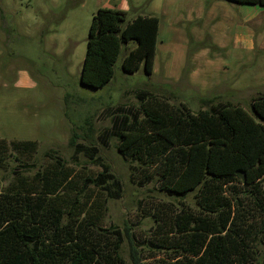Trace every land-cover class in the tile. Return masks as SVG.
<instances>
[{
    "label": "rangeland",
    "instance_id": "1",
    "mask_svg": "<svg viewBox=\"0 0 264 264\" xmlns=\"http://www.w3.org/2000/svg\"><path fill=\"white\" fill-rule=\"evenodd\" d=\"M102 8L124 11V26L138 16L160 19L153 74L144 65L134 74L122 70L124 57L137 46L132 41L122 47L110 84L81 85L90 26ZM0 9V140L39 146L32 155L9 148L0 156V195L19 176L30 180L55 158L79 178H93L107 167L120 181L119 198L107 199L106 211L92 219L86 234L111 254L119 231L123 264H194L182 250L187 237L178 227L189 215L205 217L198 192L169 196L158 177L146 180L137 162L119 154L118 138L104 146L99 135L111 127L113 110H140L143 93L193 114L227 103L251 112L253 100L264 93V11L248 20L246 9L225 0H0ZM247 29L255 33V51L235 48V36ZM73 135L89 151H76ZM97 191L79 186L72 199L78 193L81 203ZM67 212L64 224L72 218ZM255 249L252 264H262L264 238Z\"/></svg>",
    "mask_w": 264,
    "mask_h": 264
},
{
    "label": "trees",
    "instance_id": "2",
    "mask_svg": "<svg viewBox=\"0 0 264 264\" xmlns=\"http://www.w3.org/2000/svg\"><path fill=\"white\" fill-rule=\"evenodd\" d=\"M225 1L264 7V0ZM125 18L124 11L108 8L93 17L81 85L102 89L110 84L122 47L132 41L137 46L124 57L122 70L134 74L144 65L145 73L153 74L160 19L138 16L124 26ZM140 99V110L112 111V125L99 135L101 143L108 146L118 138L119 154L137 162L146 180L158 177L169 196L198 192L205 217L189 215L178 227L187 237L188 248L182 250L194 264H252L255 244L264 238V93L253 100L251 112L227 103L193 114L157 96L143 93ZM77 139L73 135L70 145L89 151ZM38 147L32 141L0 140V156L9 148L32 155ZM106 170L79 178L55 158L32 179L19 176L0 195V264H123L119 231L111 254L86 234L92 219L106 211L107 199L119 198L120 181ZM90 185L98 188L93 197L80 203L77 193L72 199L79 186ZM68 210L72 218L64 224Z\"/></svg>",
    "mask_w": 264,
    "mask_h": 264
},
{
    "label": "crops",
    "instance_id": "3",
    "mask_svg": "<svg viewBox=\"0 0 264 264\" xmlns=\"http://www.w3.org/2000/svg\"><path fill=\"white\" fill-rule=\"evenodd\" d=\"M240 5L241 9H246L245 12L246 15H248L247 19H253L255 18L260 12L264 11V7L263 6H258V5H246V4H238ZM247 7V8H246ZM252 7V8H249ZM249 9H252L253 13L249 12ZM263 13V12H262ZM209 16L210 19L211 17L213 18V20L217 23L219 19V17L215 14L212 13H207L205 12V16ZM215 17V18H214ZM218 30H222V27H218ZM255 33L253 31H251L250 29H247V31H245L243 34H238L235 36V48L240 50V51H255L256 50V42H255ZM264 38V37H263Z\"/></svg>",
    "mask_w": 264,
    "mask_h": 264
}]
</instances>
